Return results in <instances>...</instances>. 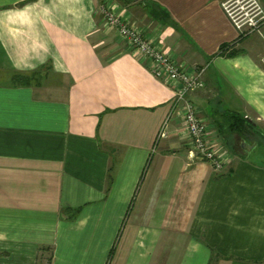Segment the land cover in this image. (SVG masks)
Instances as JSON below:
<instances>
[{"label":"crops","instance_id":"1","mask_svg":"<svg viewBox=\"0 0 264 264\" xmlns=\"http://www.w3.org/2000/svg\"><path fill=\"white\" fill-rule=\"evenodd\" d=\"M151 1L0 0V264H264V25L238 38L223 0ZM103 5L204 68L189 99L221 172L178 114L162 129L173 89Z\"/></svg>","mask_w":264,"mask_h":264},{"label":"built area","instance_id":"2","mask_svg":"<svg viewBox=\"0 0 264 264\" xmlns=\"http://www.w3.org/2000/svg\"><path fill=\"white\" fill-rule=\"evenodd\" d=\"M222 7L237 30L238 38L258 32L264 25V8L259 0H223ZM103 20L107 27L114 28L131 51L148 62L151 74L173 89L171 112L165 118L166 127L171 115L178 114L181 129L186 133L191 152L209 162L212 168L221 172L224 169L223 149L217 148L208 137L206 122L196 112L189 99L193 91L203 89L204 68L195 66L188 69L164 52L153 40L144 36L138 26L124 20L108 5L101 6ZM164 130L159 135L164 136Z\"/></svg>","mask_w":264,"mask_h":264},{"label":"trees","instance_id":"3","mask_svg":"<svg viewBox=\"0 0 264 264\" xmlns=\"http://www.w3.org/2000/svg\"><path fill=\"white\" fill-rule=\"evenodd\" d=\"M119 1L125 5V4L132 2V1H135V0H119ZM148 4L149 5H152V4L155 5L154 3H152L151 0H146V5H148ZM153 14L155 16L152 15V17H154L156 19L162 18V14L160 12H156V13L153 12ZM228 46H229V44L222 45L219 48L218 53L224 54L225 50L227 49ZM18 78H19V81H21L24 84L28 82L27 79L23 76H20ZM229 116H230L231 123H229L228 130L230 132H234L238 136H241V137H246L247 134H251V135L253 134L254 135L255 133H257L255 126L251 122L246 121L242 116H240V114L229 113ZM225 141H226V143H228L227 140H225Z\"/></svg>","mask_w":264,"mask_h":264},{"label":"rangeland","instance_id":"4","mask_svg":"<svg viewBox=\"0 0 264 264\" xmlns=\"http://www.w3.org/2000/svg\"><path fill=\"white\" fill-rule=\"evenodd\" d=\"M222 4V3H221ZM100 13L102 14V16H103V13L101 12V8H100ZM99 13V14H100ZM102 25H104L105 27L108 25V24H105V20H103V23H102ZM134 25H136L137 26V24L135 23ZM262 28V27H261ZM112 29H114V28H112ZM115 30V29H114ZM117 33V32H116ZM117 35L119 36V34L117 33ZM257 155H255L254 157H256Z\"/></svg>","mask_w":264,"mask_h":264}]
</instances>
